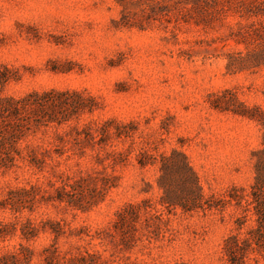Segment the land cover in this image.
I'll return each mask as SVG.
<instances>
[{
  "label": "rangeland",
  "instance_id": "1",
  "mask_svg": "<svg viewBox=\"0 0 264 264\" xmlns=\"http://www.w3.org/2000/svg\"><path fill=\"white\" fill-rule=\"evenodd\" d=\"M262 150L264 0H0V264H264Z\"/></svg>",
  "mask_w": 264,
  "mask_h": 264
},
{
  "label": "trees",
  "instance_id": "2",
  "mask_svg": "<svg viewBox=\"0 0 264 264\" xmlns=\"http://www.w3.org/2000/svg\"><path fill=\"white\" fill-rule=\"evenodd\" d=\"M258 154H264V150L259 151L254 153L253 155H258ZM175 156H180L181 157V169H183L186 173H190V170L188 169V166L184 160V157L178 153H174ZM161 164V170L164 168L166 169L169 167V164L175 165L174 161L169 157V158H161L160 161ZM254 170H255V175H254V180H253V185L251 187V200L254 202L256 207L254 208L255 210V215H256V222H257V227L255 230L251 231V234L248 238V242H252L255 245L264 243V158H260L258 161L254 163ZM190 192V190H188ZM191 199L189 201H183V202H178V207H180L183 210L188 211L191 206H189V203H192L193 205L196 203V196H193V193H190ZM168 200L170 198H167ZM165 201V199L163 200ZM167 201V200H166Z\"/></svg>",
  "mask_w": 264,
  "mask_h": 264
}]
</instances>
